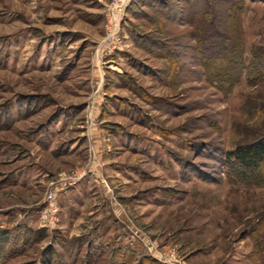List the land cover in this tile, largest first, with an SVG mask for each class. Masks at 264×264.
I'll list each match as a JSON object with an SVG mask.
<instances>
[{
    "label": "rangeland",
    "instance_id": "1",
    "mask_svg": "<svg viewBox=\"0 0 264 264\" xmlns=\"http://www.w3.org/2000/svg\"><path fill=\"white\" fill-rule=\"evenodd\" d=\"M189 1L0 0V264H264V184L227 160L264 137V0L211 3L223 83Z\"/></svg>",
    "mask_w": 264,
    "mask_h": 264
},
{
    "label": "trees",
    "instance_id": "2",
    "mask_svg": "<svg viewBox=\"0 0 264 264\" xmlns=\"http://www.w3.org/2000/svg\"><path fill=\"white\" fill-rule=\"evenodd\" d=\"M191 1L197 3L199 0L189 2ZM213 2L214 0H206L207 9L202 12L201 17L189 12L192 21H197V27L203 31L196 36L201 44L199 50L201 54L204 53L214 82H237L242 75L241 71L245 70L244 43L237 38L234 39V35L230 36L228 30L225 31L221 27L222 22L215 20L216 16H213L214 13L211 12ZM200 23L204 25V28L200 26L202 25ZM261 65L264 67V61ZM227 160L230 164L228 168L231 177L252 184H264V175L261 171L264 165V137L254 142L240 143L228 152ZM10 236L8 229L0 228V259L10 245Z\"/></svg>",
    "mask_w": 264,
    "mask_h": 264
},
{
    "label": "built area",
    "instance_id": "3",
    "mask_svg": "<svg viewBox=\"0 0 264 264\" xmlns=\"http://www.w3.org/2000/svg\"><path fill=\"white\" fill-rule=\"evenodd\" d=\"M112 7H111V13L116 18L121 12L126 8V6L129 4L130 0H112ZM52 197V194L50 195ZM56 211V208H53V206H50L48 208V212L45 214V221L52 220L53 219V213Z\"/></svg>",
    "mask_w": 264,
    "mask_h": 264
}]
</instances>
